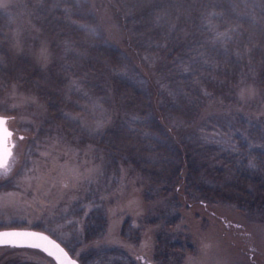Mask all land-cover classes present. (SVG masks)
Masks as SVG:
<instances>
[{
  "label": "trees",
  "instance_id": "1",
  "mask_svg": "<svg viewBox=\"0 0 264 264\" xmlns=\"http://www.w3.org/2000/svg\"><path fill=\"white\" fill-rule=\"evenodd\" d=\"M21 1L53 38L51 48L60 57L43 68L27 55L12 57L6 43L12 18L0 10V112L14 113L4 106L1 95L17 84L35 94L47 110L35 139L61 132L80 134L104 158L122 159L165 195L179 188L188 199L232 204L264 216V124L233 109L200 116L209 103H236V87L243 83L264 89V0H113L128 46L163 86L158 114L148 82L133 60L94 31L96 16L88 0ZM90 75L107 81L123 113L93 134L68 114L80 109L76 82ZM95 86L92 92L105 96ZM188 126L193 129L185 130ZM178 219L175 213L166 223ZM82 222L84 241L101 237L106 225L103 206L91 207ZM118 234L139 240L129 218ZM67 250L73 255L71 248ZM78 260L133 264L129 255L113 246L88 248Z\"/></svg>",
  "mask_w": 264,
  "mask_h": 264
},
{
  "label": "rangeland",
  "instance_id": "2",
  "mask_svg": "<svg viewBox=\"0 0 264 264\" xmlns=\"http://www.w3.org/2000/svg\"><path fill=\"white\" fill-rule=\"evenodd\" d=\"M88 1L96 16L94 31L102 33L133 60L141 78L148 82L154 113L158 114L157 98L164 96L163 86L154 71L128 46L115 2ZM0 2L5 5L0 10L12 18V28L6 35L12 57L27 55L42 68L59 59V53L51 48L53 38L34 22L21 0ZM95 85L105 91V96L97 97L92 92ZM247 89L254 94L245 92L242 97L241 90ZM75 90L80 109L68 114L87 133L100 131L123 115L106 80L90 75L76 82ZM236 98V103L229 105L209 103L200 116L233 109L264 124V89L246 82L236 87ZM1 100L4 106L14 109V113L0 114L7 116V126L13 129L16 140L8 175L0 171V185L8 184L0 186V197L13 194L0 208L2 228L11 224L31 228L38 225L36 229H44L64 247L71 248V256L77 261L78 255L88 248L113 246L129 255L133 264H264V216L232 204L188 199L179 188L165 195L122 159L104 158L98 147L80 134L69 136L61 132L35 139L40 121L47 114L45 104L14 83L2 93ZM88 195L90 198L86 199ZM95 205H102L105 210V231L98 239L84 241L82 220ZM175 213L179 214L175 224L166 223ZM125 218L138 229L137 242L120 238L118 233ZM20 262L56 264L36 248L0 246V264Z\"/></svg>",
  "mask_w": 264,
  "mask_h": 264
},
{
  "label": "snow or ice",
  "instance_id": "3",
  "mask_svg": "<svg viewBox=\"0 0 264 264\" xmlns=\"http://www.w3.org/2000/svg\"><path fill=\"white\" fill-rule=\"evenodd\" d=\"M3 6L5 5L0 2V7ZM217 36L226 37L227 33H218ZM245 92H247L249 96L254 94L252 89L241 90L242 97L245 95ZM12 107H16V105H13ZM7 123V117H0V171H2V174L5 176H7L10 171V162L13 157L12 149L15 146L14 144H10L12 133L8 130ZM20 139H24V137H20ZM65 187H67V185H65ZM11 195L13 194L9 193L6 194L5 197H0V208H3L5 206L6 197ZM29 239L43 242L31 243L29 244V246L34 248H43V250L47 252L48 255L55 256V258L59 261V264H75V261L68 259V255L63 248H60L58 244H56L54 241L49 240L47 236H44L41 233L20 231L0 232V244L18 246L21 241ZM46 245H50L51 247H48Z\"/></svg>",
  "mask_w": 264,
  "mask_h": 264
},
{
  "label": "water",
  "instance_id": "4",
  "mask_svg": "<svg viewBox=\"0 0 264 264\" xmlns=\"http://www.w3.org/2000/svg\"><path fill=\"white\" fill-rule=\"evenodd\" d=\"M0 117H7V116L0 114ZM7 128H8V126H7ZM8 130L10 131L9 128H8ZM9 231L41 233L44 236H47L49 238V240L54 241L56 244H58L60 246V248H63L64 251L68 255V259H70L72 261H75V264H79L77 259L74 258L73 256H71L70 253L67 251V249L59 241H57L54 237H52L50 234H48L47 232H45L43 230L36 229V228H31V227H5V228H0V232H9ZM31 243H43V242L36 241V240H30V239L29 240H23V241L20 242V244L17 247H30L29 244H31ZM3 245H7V244H0V246H3ZM8 246H11V245H8ZM46 246L51 247L50 245H46ZM32 248H34V247H32ZM37 249L41 250L44 254H46L47 256L51 257L56 264H59V261L55 258V256L48 255V253L45 252L43 250V248H37Z\"/></svg>",
  "mask_w": 264,
  "mask_h": 264
},
{
  "label": "flooded vegetation",
  "instance_id": "5",
  "mask_svg": "<svg viewBox=\"0 0 264 264\" xmlns=\"http://www.w3.org/2000/svg\"><path fill=\"white\" fill-rule=\"evenodd\" d=\"M8 128H9V127H8ZM9 129H10V132L12 133V136H11V139H10V144L12 143V144L15 145L16 140H15V137L13 136L14 131H13V129H11V128H9Z\"/></svg>",
  "mask_w": 264,
  "mask_h": 264
}]
</instances>
